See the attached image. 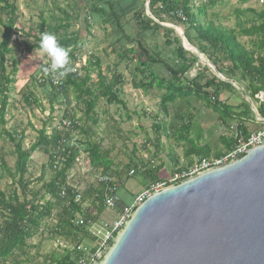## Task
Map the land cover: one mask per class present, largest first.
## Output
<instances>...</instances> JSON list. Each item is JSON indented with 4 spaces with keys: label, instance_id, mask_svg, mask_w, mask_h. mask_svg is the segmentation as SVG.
<instances>
[{
    "label": "trees",
    "instance_id": "16d2710c",
    "mask_svg": "<svg viewBox=\"0 0 264 264\" xmlns=\"http://www.w3.org/2000/svg\"><path fill=\"white\" fill-rule=\"evenodd\" d=\"M81 1L87 11L85 18L87 30L91 27L88 24L90 18L96 23L109 24L110 34L114 38L110 45L119 60L113 63L112 69L109 70L110 77L107 79V76L100 70V60L91 54L87 59V64L82 66L84 75L78 76L73 72V68L80 56L79 50L82 46L79 34L77 32L67 33L64 30L61 35H55L58 42L70 50V61L66 75L60 76L54 71L56 76L63 81L61 89L57 90L56 86L50 84L47 79L42 82L48 83L53 100L58 99L59 94L67 96V91L72 90L74 99L84 105L83 114L86 119L96 123L95 105L98 97L105 98L109 104L122 103L118 94L124 79L117 67L119 62L125 60L134 63L131 78L134 88L141 89L143 92H148L153 88L163 91L160 104L165 113L168 112L169 103L193 96L218 112L223 120L238 119L236 130L245 138L251 130L247 128L244 121L258 122L264 126L263 121L253 116L246 102L241 101L234 105L221 100L222 92L225 90L233 92L234 87L215 76L207 65L198 60L194 52L186 50L173 27L160 24V22H170L181 26L186 41L197 47L223 76L236 83H243V91L255 100L257 110L264 118V98L260 102L255 99L256 94L264 91V6L257 18L253 20V24L249 27L239 24V30H237L201 19L207 14V7L215 6L225 0H148L153 17L146 13L144 5L146 0ZM18 15L16 0H0V124L5 123L4 116L11 84L16 81L15 75L18 69V60L13 56L10 58L9 69L6 63L7 56L12 52L11 42ZM65 15L69 16L66 13ZM128 16L130 19L127 18ZM130 20L132 23H129ZM67 26L68 24L63 23L51 26L41 17V21L36 26L37 33L34 35V40L24 42L25 53L32 56L35 49H40L39 41L43 33H49L50 30L57 33L59 29H66ZM127 28H130V32H127ZM158 36L168 50L165 54L163 48L160 49L157 43L151 44L153 38ZM240 36H247V43L240 41ZM156 65H160L165 70V75L159 74ZM93 67L98 68V78L95 84L89 82ZM195 67L197 68L195 74L190 76L189 72ZM39 71L42 72V76H48L50 71L48 64L41 65ZM35 75L31 77L33 81H36ZM46 83H40V85L45 87ZM96 90L98 93L95 92ZM24 99L29 105L38 101L33 92H28ZM66 101L69 105V100L66 99ZM38 105L40 106V103ZM50 109H52V104H50ZM63 117L71 121L72 129L88 136L87 130L80 122L81 119L76 117L73 110H66ZM182 126L181 128L186 130L189 125L183 124ZM155 128H159V125L156 124ZM3 132L12 142L15 163L11 170L0 154V262L19 264L17 260L10 263H6V260L16 255L17 252H23L30 245V239L43 234L46 229L50 237H60L72 244L64 247L61 252L51 255L48 264H76L78 258L84 254V251L77 249V246L82 245L84 241L92 243L95 239L88 227L97 222L99 214L105 209L103 204L105 184L101 182L87 186L81 193L83 194L81 200L75 202L74 198L78 190L68 182V171L75 162L80 148L68 146L63 152L58 151L59 146L64 145L62 141L69 139V132L53 126L51 132L48 133L46 123L43 122L36 140L28 148L22 146L23 132L18 134L16 131L9 132L4 129ZM184 132L186 131L183 130ZM221 140L225 150L217 151L214 157L220 156L236 143L234 135L230 138L223 137ZM39 149L48 155V165L54 172L51 178L42 185L44 188L42 192L34 190L30 180L25 178L31 154ZM84 149L95 171H99L101 175L118 178V171L112 168L109 150H103L98 143L90 140L85 142ZM188 152V154H195L199 159L209 158L211 155L208 146H197L191 142ZM57 154H61L64 160L60 161L58 168H53ZM171 161L175 166L172 172L174 169L175 171L185 169L176 168L179 161L175 156L171 157ZM130 163L135 175L141 173L145 177L143 182L145 185H148V182H157L162 179L167 181L172 173L166 175L162 171V165L153 168L146 165L141 171L137 162ZM189 163L192 164V161ZM4 172L16 185L8 192L1 188ZM62 191L64 195L61 194ZM86 200H89L91 206L95 207L94 213L88 206H83ZM76 214L80 217L77 218ZM80 219L82 223H78ZM92 246L93 244L89 247L94 250Z\"/></svg>",
    "mask_w": 264,
    "mask_h": 264
},
{
    "label": "rangeland",
    "instance_id": "374dc122",
    "mask_svg": "<svg viewBox=\"0 0 264 264\" xmlns=\"http://www.w3.org/2000/svg\"><path fill=\"white\" fill-rule=\"evenodd\" d=\"M146 2L147 0L145 4ZM16 4L19 15L15 33L12 36V52L7 56L6 63L9 69L10 58L13 56L18 60V69L15 75L16 81L11 84L4 116L5 123L0 124V154L11 170L15 163V153L12 142L4 134L3 129L9 132L16 131L18 134L23 132L22 146L28 148L36 140L38 130L42 127L43 122L46 123V131L50 133L51 128L60 123L66 110H73L76 113V117L81 119L80 122L88 133L87 136L78 132L80 151L68 171V182L75 186L80 193H83L87 186L96 184V177L100 174L90 165L88 153L84 149L87 140L94 141L103 150L110 151L109 158L112 160V168L119 174L118 178L113 177L118 182L120 194H124L126 190L135 189V186L139 189L140 184L138 183H143L145 178L141 173L136 175L134 172L130 173L133 168L130 162H137L141 171L146 165L149 168L162 165L167 167L162 171L168 175L172 172V168H175L171 161L172 156H175L179 161L176 168H186L191 164L189 163L190 159L192 163L198 159L195 154H188L190 142L197 146H208L210 157H214L217 151L224 150L221 138H230L235 134L238 119L223 120L218 112L206 106L204 102L196 100L193 96L169 103L168 112L165 113L160 104L163 91L153 88L148 92H143L141 89L134 88L131 84L134 63L125 60L119 62L117 67L124 79L118 94L122 103L109 104L105 98L98 97L95 105L96 123L86 119L83 114L84 105L74 99L72 90L67 91V96L59 94V98L53 100L48 83L45 82V87L40 85V83L45 84L42 82L47 79L39 71L41 65L50 63L47 56L40 49H35L33 55L29 56L24 49L26 40H34V35L37 33L36 26L41 21V17L51 26L59 23L68 24L66 29L61 28L57 33L50 30V34L61 35L64 30L67 33L77 32L79 34L82 46L79 50L80 59L76 61L75 66L78 67L80 75H84L82 66L87 64V59L92 54L100 60V70L107 76V79L110 77L109 70L112 69L113 63L119 60L110 45L114 39L110 34V26L102 22L96 23L90 18L88 24L91 27L87 30L85 21L87 11L81 0H16ZM243 4L240 0H225L215 6L207 7V14L201 19L205 20L209 13H212L214 19L222 17L223 25H233L232 17L237 13L236 8ZM247 4L251 5L252 2ZM65 13L69 16L66 17ZM227 16L230 18L226 19ZM127 18L130 19V16ZM129 23L132 21L130 20ZM163 23L174 25L170 22ZM175 30L178 34V30ZM127 32H130V28H127ZM239 40L247 43L243 37H239ZM154 43H157L160 49L163 48L164 54L167 53L168 50L163 46L159 36L153 38L151 44ZM155 67L160 75H165V70L160 65ZM196 69V67L192 69L189 75L193 76ZM33 75H35L36 81L31 79ZM97 75L98 68L93 67L89 82L95 84ZM236 84L243 90V83ZM28 92H33L35 98L38 99L36 103L32 102L30 105L26 103L24 96ZM95 92L98 93L97 90ZM220 98L234 105L243 101L237 90L233 92L225 90ZM66 99L69 100V105L66 103ZM249 100L257 107L255 100L251 97ZM50 104H52V109H50ZM244 123L251 132L263 126L261 123L252 121H244ZM156 124L159 125V128H155ZM183 124L189 125L186 130L181 128ZM183 130L186 132L183 133ZM53 173L48 165V155L40 149L34 151L28 163V172L25 174V178L30 180L34 190L42 192L44 189L42 185L51 178ZM162 181L165 179L157 182ZM152 183L154 182H148V185ZM148 185L143 186L141 190ZM13 187L16 185L12 183L11 177L4 172L1 188L8 192ZM17 191L19 192L18 189ZM83 206H88L93 213L95 212V207L91 206L89 200L84 201ZM105 209L109 213L115 208ZM106 212L104 210L102 216L98 217L99 219L93 227L95 231L100 229L99 226L102 222L110 221L111 218ZM76 217L79 218L80 215L76 214ZM94 242L95 240L92 243L84 241L81 244L89 247ZM70 244L60 237H50L49 232L45 229L43 234H38L30 239V245L23 252H17L16 255L7 258L6 263L17 260L20 262L19 264H48L51 255L61 252L64 247H68ZM0 264L3 262L1 261Z\"/></svg>",
    "mask_w": 264,
    "mask_h": 264
},
{
    "label": "water",
    "instance_id": "95a60500",
    "mask_svg": "<svg viewBox=\"0 0 264 264\" xmlns=\"http://www.w3.org/2000/svg\"><path fill=\"white\" fill-rule=\"evenodd\" d=\"M145 10L151 15L148 0ZM160 24L177 29L182 46L264 121L236 82L186 41L181 27ZM94 264H264V144L152 192L131 209Z\"/></svg>",
    "mask_w": 264,
    "mask_h": 264
},
{
    "label": "built area",
    "instance_id": "2783aa9c",
    "mask_svg": "<svg viewBox=\"0 0 264 264\" xmlns=\"http://www.w3.org/2000/svg\"><path fill=\"white\" fill-rule=\"evenodd\" d=\"M258 4L261 6H264V0H257ZM78 58L77 60H79ZM76 65V64H75ZM48 67L50 69L48 76H46L48 82L54 86H56L57 89H61L63 86V81L56 76L55 72L51 70L50 63H48ZM73 72L76 73L78 76H80V71L78 70V67L75 66L73 68ZM42 81V80H40ZM264 98V91L259 92L255 95V99L257 102H260ZM264 122V121H263ZM71 121L68 118H62L60 123L57 125V128L59 130L69 132V139L63 140L64 142L63 146H59L58 151H64L66 147L68 146H75L78 147V132L74 129H72ZM236 129V128H235ZM234 137L236 138V143L233 145V147L220 156L217 157H209L204 159H197L195 160L190 166L186 167L182 170H176L170 174L167 181L162 182H154L146 188H143L139 193L135 195L133 198L131 204L125 205L122 207L120 212L117 214L116 218L110 221H104L99 226L100 229L95 231L94 225L96 222L92 223L88 230L90 233L95 237V242L93 243L94 250H92L90 247H86L83 245H78L77 249H81L84 251V254L78 258L76 261V264H94L97 253L103 251L105 246L109 244L111 239L115 236L117 232L120 231L122 228L124 222L129 217V213L131 209H133L140 201H142L145 197L150 195L152 192L157 191L161 189L162 187L166 186V182L169 184H174L178 181H181L189 176L195 175L198 172H202L204 170H207L211 167L219 166L223 163H226L228 161L233 160L235 157L243 153L244 151L248 150L250 147L264 144V126L260 129L254 130L249 133V135L245 138L239 132L236 130ZM57 151V152H58ZM64 158L61 154H57L55 157L53 168H58L60 165V161H63ZM134 170L131 169L130 173H133ZM97 183H104L105 184V191L103 194V204L105 208H115L117 204L120 202L119 198V188L118 183L115 180L113 176L109 175H101L99 174L96 177ZM62 195H64V191L61 192ZM82 198V195L80 192H77L75 194V202H79ZM78 223H82V220L80 219Z\"/></svg>",
    "mask_w": 264,
    "mask_h": 264
},
{
    "label": "crops",
    "instance_id": "0c3cea01",
    "mask_svg": "<svg viewBox=\"0 0 264 264\" xmlns=\"http://www.w3.org/2000/svg\"><path fill=\"white\" fill-rule=\"evenodd\" d=\"M240 1L244 4L242 6L236 8V11L238 14L236 13L232 17L234 19L233 25H230V26L223 25L221 23L222 17H218V18L215 17L216 19H214L212 17V15H213L212 13H209L208 18L205 19V22L213 21L215 24H221V25L228 27V28H236L237 30H239V24H243L245 27H249L251 24H253V20H255L257 18L259 11L262 9V6L258 4L257 0H247V1L240 0ZM249 2H252V4L248 5L247 3H249ZM228 18H230V16H227L226 19H228ZM240 37H243L245 39V41H248L247 36H240ZM224 150H225V148H224ZM190 161H192V160L190 159ZM171 167H172V165H171ZM166 168L167 167H162L163 170ZM138 184H140L139 189L134 184L135 189L131 188L130 190H126V192L124 194L123 193L120 194V188H119V198H120L119 204H117L115 209L111 210V212H109V213H107L106 209H104L106 214H108V217L111 218L110 220H113L114 218H116L117 214L120 212V210L122 209L123 206L131 204L135 194L138 193L143 186H145V184L141 183V182H139ZM101 214H99V217L102 216Z\"/></svg>",
    "mask_w": 264,
    "mask_h": 264
},
{
    "label": "clouds",
    "instance_id": "9594fccd",
    "mask_svg": "<svg viewBox=\"0 0 264 264\" xmlns=\"http://www.w3.org/2000/svg\"><path fill=\"white\" fill-rule=\"evenodd\" d=\"M39 48L47 56L52 71L57 72L60 76L67 74L66 69L70 61V50L62 46L55 35L43 33L40 37Z\"/></svg>",
    "mask_w": 264,
    "mask_h": 264
}]
</instances>
